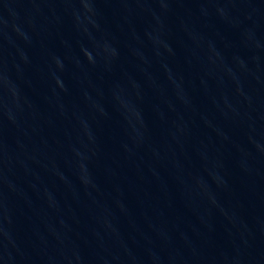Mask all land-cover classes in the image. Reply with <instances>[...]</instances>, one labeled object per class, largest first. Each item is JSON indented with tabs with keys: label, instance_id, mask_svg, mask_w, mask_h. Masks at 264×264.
<instances>
[{
	"label": "water",
	"instance_id": "1",
	"mask_svg": "<svg viewBox=\"0 0 264 264\" xmlns=\"http://www.w3.org/2000/svg\"><path fill=\"white\" fill-rule=\"evenodd\" d=\"M227 264H264V0H123Z\"/></svg>",
	"mask_w": 264,
	"mask_h": 264
}]
</instances>
